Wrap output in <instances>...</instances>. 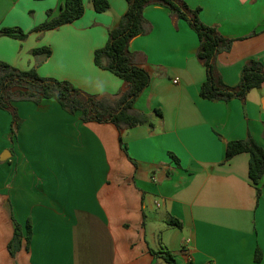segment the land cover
<instances>
[{
    "label": "crops",
    "instance_id": "0c3cea01",
    "mask_svg": "<svg viewBox=\"0 0 264 264\" xmlns=\"http://www.w3.org/2000/svg\"><path fill=\"white\" fill-rule=\"evenodd\" d=\"M108 1L109 12L84 0L79 20L35 31L49 11L59 15L63 0H0V30L29 32L25 41L0 36V62L90 95L124 92L126 83L95 63L128 8L127 0ZM186 2L201 8L202 22L236 39L216 59L227 85L240 83L249 60L264 65V0ZM144 17L152 31L130 50L144 56L151 84L134 107L154 127L125 131L127 154L113 124L85 123L55 100L16 103V135L11 113L0 109V264H170L164 251L171 264H264V186L258 199L248 154L225 162L230 141L251 137L264 148V84L245 100L203 99L207 74L196 32L183 19L174 23L160 4L148 5ZM42 47L49 57L33 54ZM28 222L31 240L12 257L16 224L26 233Z\"/></svg>",
    "mask_w": 264,
    "mask_h": 264
},
{
    "label": "trees",
    "instance_id": "16d2710c",
    "mask_svg": "<svg viewBox=\"0 0 264 264\" xmlns=\"http://www.w3.org/2000/svg\"><path fill=\"white\" fill-rule=\"evenodd\" d=\"M97 13L111 10L108 0H90ZM128 8L118 23L109 30L107 44L95 51V63L98 67L108 70L126 83V90L114 97L90 95L68 81L39 76L35 69L23 71L8 63L0 62V109L12 113V132L17 134L22 120L18 115L16 103L30 101L37 105L46 100H55L61 108L70 115L80 114L83 122L111 123L119 132L121 148L127 154V145L123 141L125 131L137 126L154 127L149 114L135 109L134 105L142 93L151 84L150 73L141 66L144 56L133 53L130 43L137 37L146 36L152 31L151 24L144 17V10L150 4H160L170 10L174 23L183 19L198 35L200 45L197 57L206 69L207 78L201 85L200 96L210 101L229 102L232 99L245 100L253 90L264 84V65L251 59L243 67L240 83L229 86L224 82L216 67L219 54L229 52L236 39L223 36L216 26H209L200 19L201 8L192 9L186 0H127ZM84 0H63L59 15L48 12L47 20L35 28V31H48L63 25L73 23L85 14ZM0 36H6L20 41L27 39V33L21 28H2ZM52 53L48 47L33 50L34 55ZM142 57V59L140 58ZM161 117L162 112L157 111ZM246 153L249 155V178L257 191L258 199L264 186V148L249 137L246 140H233L227 144L225 162L235 156ZM172 158L178 162L174 155ZM138 167L137 162L130 158ZM169 225L181 227L176 219H171ZM32 226L28 222L26 233L21 225L16 224L8 250L16 257L22 249L23 241L30 242ZM171 264L172 253H160ZM261 260V252L257 250L256 261Z\"/></svg>",
    "mask_w": 264,
    "mask_h": 264
},
{
    "label": "rangeland",
    "instance_id": "374dc122",
    "mask_svg": "<svg viewBox=\"0 0 264 264\" xmlns=\"http://www.w3.org/2000/svg\"><path fill=\"white\" fill-rule=\"evenodd\" d=\"M25 33H27V38L29 37V32H26L25 31ZM38 73V72H37ZM40 76V75H39ZM42 77V76H41ZM45 78H48V77H45ZM11 115H12V113H11ZM150 214H153V215H157L158 213H157V211H154V212H152V211H150Z\"/></svg>",
    "mask_w": 264,
    "mask_h": 264
},
{
    "label": "water",
    "instance_id": "95a60500",
    "mask_svg": "<svg viewBox=\"0 0 264 264\" xmlns=\"http://www.w3.org/2000/svg\"><path fill=\"white\" fill-rule=\"evenodd\" d=\"M7 152H8V151H7ZM8 153H9V152H8ZM9 155H10V153H9ZM1 160H3V161L6 160V157H5V156H2V157H1Z\"/></svg>",
    "mask_w": 264,
    "mask_h": 264
},
{
    "label": "built area",
    "instance_id": "2783aa9c",
    "mask_svg": "<svg viewBox=\"0 0 264 264\" xmlns=\"http://www.w3.org/2000/svg\"><path fill=\"white\" fill-rule=\"evenodd\" d=\"M177 82V81H176Z\"/></svg>",
    "mask_w": 264,
    "mask_h": 264
}]
</instances>
